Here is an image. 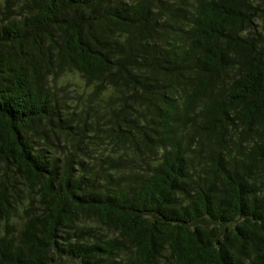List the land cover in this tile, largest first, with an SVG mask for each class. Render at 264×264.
Instances as JSON below:
<instances>
[{
  "label": "trees",
  "instance_id": "16d2710c",
  "mask_svg": "<svg viewBox=\"0 0 264 264\" xmlns=\"http://www.w3.org/2000/svg\"><path fill=\"white\" fill-rule=\"evenodd\" d=\"M0 264H264V0H0Z\"/></svg>",
  "mask_w": 264,
  "mask_h": 264
},
{
  "label": "rangeland",
  "instance_id": "374dc122",
  "mask_svg": "<svg viewBox=\"0 0 264 264\" xmlns=\"http://www.w3.org/2000/svg\"><path fill=\"white\" fill-rule=\"evenodd\" d=\"M72 81H73V82H76V79H75V78H72Z\"/></svg>",
  "mask_w": 264,
  "mask_h": 264
}]
</instances>
